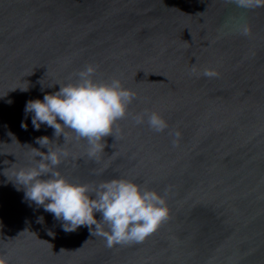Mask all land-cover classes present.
<instances>
[{
    "label": "water",
    "instance_id": "1",
    "mask_svg": "<svg viewBox=\"0 0 264 264\" xmlns=\"http://www.w3.org/2000/svg\"><path fill=\"white\" fill-rule=\"evenodd\" d=\"M245 23L250 36L237 30ZM88 64L98 79L118 77L137 93L130 113L156 111L169 126L156 133L130 115L116 139L105 138L99 163L73 140L59 166L71 182L127 178L165 196L168 220L141 243L109 248L88 226L65 232L11 180L31 161L30 148L47 152L38 137L64 143L46 124L34 128L26 103ZM193 64L219 75H192ZM0 256L7 264H264V7L0 0Z\"/></svg>",
    "mask_w": 264,
    "mask_h": 264
},
{
    "label": "clouds",
    "instance_id": "2",
    "mask_svg": "<svg viewBox=\"0 0 264 264\" xmlns=\"http://www.w3.org/2000/svg\"><path fill=\"white\" fill-rule=\"evenodd\" d=\"M226 3L243 10L264 7V0H226ZM237 30L240 35H251L246 23L238 25ZM96 73L97 67L88 64L72 74L74 82L70 77L69 83H58L59 91L54 94L44 95L42 101L36 99L26 103L25 114H33L34 128L39 130L42 124H46L54 129L55 137L63 135L64 143H56L53 148L49 146L53 143L49 137H38L36 143L47 147V152L30 148L31 161L15 170L11 180L23 187L27 200L43 206L45 211L54 214L55 219L62 221L65 232L88 226L91 234L102 237L109 248L141 243L168 220L165 196L127 178L102 180L93 185L71 182L59 171L61 163L70 156L65 145L73 140L76 143L84 141L87 145L85 155L99 163L106 147L105 138L114 136L116 139L114 130L119 131L118 121L130 115L137 125L146 122L156 133L169 127L156 111L145 109L130 113L129 106L137 98V93L124 87L118 77L98 79ZM190 73L207 78L219 75L216 70L208 68L199 72L195 64ZM21 127L26 129L27 124L22 122ZM169 134L173 136V146H178L181 133L177 130ZM103 171L97 169L94 174L101 175ZM167 191L165 189V193ZM96 213H100L102 219L97 220ZM0 264H7V257L0 256Z\"/></svg>",
    "mask_w": 264,
    "mask_h": 264
}]
</instances>
